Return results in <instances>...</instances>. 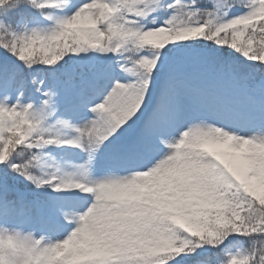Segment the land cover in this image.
Returning a JSON list of instances; mask_svg holds the SVG:
<instances>
[{
	"label": "snow or ice",
	"instance_id": "snow-or-ice-1",
	"mask_svg": "<svg viewBox=\"0 0 264 264\" xmlns=\"http://www.w3.org/2000/svg\"><path fill=\"white\" fill-rule=\"evenodd\" d=\"M0 264H264V0H0Z\"/></svg>",
	"mask_w": 264,
	"mask_h": 264
}]
</instances>
